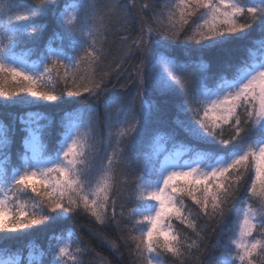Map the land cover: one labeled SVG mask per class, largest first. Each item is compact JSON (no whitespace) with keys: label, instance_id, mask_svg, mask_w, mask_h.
Masks as SVG:
<instances>
[{"label":"snow or ice","instance_id":"1","mask_svg":"<svg viewBox=\"0 0 264 264\" xmlns=\"http://www.w3.org/2000/svg\"><path fill=\"white\" fill-rule=\"evenodd\" d=\"M134 9L135 0H63L62 6L56 0H0V114L11 121L0 120V264H45L49 254L48 264H84L91 250L72 230L52 236L48 251L27 245L26 259L22 249L9 246L34 226L80 215L91 218L97 228L90 234L116 253L118 243L100 229L111 224L119 231L123 219L134 222L124 228L135 264H162L161 253L185 264L213 221L220 230L213 245L218 264L264 261V0L140 5V31L135 38L121 37L115 65L123 71L129 59L139 58L131 74L136 90L106 98L101 124L95 107L73 105L105 93L110 73L97 69L106 56V33L113 24L129 32L137 22ZM46 11L56 15L75 56L52 47V38L36 60L29 59L33 49L17 51L46 27L17 21H33ZM254 26L261 38L247 56L209 74L203 56L226 51ZM193 57L201 59L193 65ZM150 93L169 98L175 127L169 129L167 108L150 102ZM56 102L68 110L53 139L55 122L33 108ZM189 112L193 119L181 118ZM17 121L22 136L13 162ZM177 130L185 141H177ZM216 144L227 147L222 153L197 147ZM118 175L131 185L132 204L127 213L121 204L119 217L113 195ZM242 190L241 207L229 221ZM174 221L189 232L182 235Z\"/></svg>","mask_w":264,"mask_h":264},{"label":"trees","instance_id":"2","mask_svg":"<svg viewBox=\"0 0 264 264\" xmlns=\"http://www.w3.org/2000/svg\"><path fill=\"white\" fill-rule=\"evenodd\" d=\"M122 3L127 2V0H121ZM151 3L153 0H135L137 5V9H134V13L137 18V22L134 23L129 32H123L120 30L119 25H111L109 30L106 33V42L104 43V48L106 52L105 59L103 63L98 67V73H102L104 71H108L110 73L107 78V86L105 93L100 97H92L87 100H80L73 107H84L87 109L89 106H93L98 110L99 119L101 124L104 119V100L106 98H111L119 95H127L135 92V84L133 83L134 77L131 75L134 71L136 65L139 63L138 57H133L127 61V63L123 66L124 70L121 71L119 69H115V65L119 62V59L122 55V46H121V37L129 36L130 38H135L140 31V26L143 23L141 19V15L138 12L140 5L143 3ZM57 4L63 5V0H56ZM144 18L150 19V13L145 12L143 14ZM18 23L28 24V23H40L46 25L44 31L34 39H26L25 42L17 48V50L27 48V46H37V49H43L42 45L45 40L49 39L54 35L55 31H59L62 36L61 44L63 45V41L66 39L63 35V29L57 23L56 15L52 11H46L44 15L36 18L33 21H17ZM53 31V32H52ZM261 38L260 30L257 26H254L251 30H249L248 35L242 39L235 40L231 44L227 46V50H213L211 52L206 53L203 56V61L209 65L208 73L209 74H219L221 72V64L223 62L230 63H238L241 59L247 56V51L249 48L253 47V43ZM67 42V41H66ZM74 56L77 54V50L73 49ZM201 58L193 57L192 63L195 65L199 62ZM115 69V71H113ZM62 71V70H61ZM224 75H228L230 78V73H223ZM59 88L62 90L63 85H59ZM149 101H155L161 107L167 108V121L169 129L175 127L174 121L176 119V113L171 108V104L169 102V98L167 96H161L159 94L150 93L147 97ZM47 104V102H44ZM44 104L38 106L37 108H33V110H39L44 114L50 116L52 120L55 122L56 127L52 129V138L55 139L58 133V124L61 119L62 110L68 108L66 105H61L58 102L53 103L49 106H44ZM9 111L14 112L16 115H19L22 110L21 109H9ZM2 113V110H0ZM182 119H193L192 113H187V116L181 114ZM0 120H2L5 124H9L10 117L4 114H0ZM20 125L16 123V133L13 136V143L11 145L10 154L12 157V161H16V154L20 149V141L22 133L19 131ZM227 135V134H226ZM177 141H185V137L182 132L177 130ZM198 148L205 150H214L218 153H222L227 146L224 145H197ZM132 177L129 175L128 179L130 180ZM123 177L121 175L117 176V187L113 192V195L117 200L116 212L119 217V213L121 211L120 205L124 204L125 207L123 211L125 213L128 212V209L132 207V204L127 200V194L131 191V185L122 184ZM250 183V180L248 181ZM30 194H28L29 196ZM246 195V190L241 191V195L234 201V207L232 208V212L229 214V221H231L232 216L235 214L236 210L241 207V201ZM186 203L193 207L195 211V206L192 205V202L186 201ZM132 223L128 221L126 218L121 222V229L118 231L117 228L113 225H109L107 228L100 229L110 240H114L119 245V253L114 252L107 244L102 243L100 240L93 237L89 229H96L97 226L95 223L86 215H80L72 217L71 219L65 221H58L54 223H47L45 225L34 226L33 229L27 233V235L22 236L18 240H13L9 242V246L15 251L17 248L23 250V256L27 255L28 249L27 245L35 244L39 246V248L48 251L50 244H54L55 241L51 240V237L60 233H65L66 229L69 227L70 230L74 231L75 238H77L81 244V246H87L90 248L89 251L84 257V264H135L136 257L134 254H131V249L134 247V244L131 241H128L127 244L125 240L130 235V233L124 228L125 224H128L129 227L132 226ZM174 227L177 231H179L182 235L185 232H189V230L185 229V227L179 222L174 221ZM201 224L204 223L203 220L200 221ZM66 227V228H65ZM137 228L140 225H136ZM131 234H137L135 232ZM220 235L219 227L213 221L210 226L207 227V230L204 233V239L199 245V250L193 249L191 251V256L186 258L185 264H218L219 252L213 245L216 244L217 239ZM124 237L125 239H121ZM190 242V241H189ZM51 254L46 256L45 264L51 260ZM161 259L164 264H179L174 257L167 253H161ZM256 264H264V261L260 259V257H255Z\"/></svg>","mask_w":264,"mask_h":264},{"label":"rangeland","instance_id":"3","mask_svg":"<svg viewBox=\"0 0 264 264\" xmlns=\"http://www.w3.org/2000/svg\"><path fill=\"white\" fill-rule=\"evenodd\" d=\"M63 71V70H62ZM30 195L29 196H31L32 194L31 193H29ZM66 228V227H65ZM68 231V230H67ZM67 231L65 232V234L67 233ZM162 264H164V262L162 261Z\"/></svg>","mask_w":264,"mask_h":264}]
</instances>
